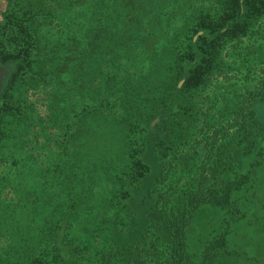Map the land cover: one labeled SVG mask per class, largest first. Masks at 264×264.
Listing matches in <instances>:
<instances>
[{"label": "rangeland", "instance_id": "1", "mask_svg": "<svg viewBox=\"0 0 264 264\" xmlns=\"http://www.w3.org/2000/svg\"><path fill=\"white\" fill-rule=\"evenodd\" d=\"M194 5H201L203 9L216 6V2L202 0ZM161 11L160 20H164L163 14L168 10ZM99 21L92 6L64 7L57 1L49 3L48 0H0V65L9 66V61L17 57L22 62L0 88V155L7 157V163L0 162V178L6 180L12 176V181L16 180L14 170L17 165L13 164L19 162L20 152L30 148H76L82 151L103 144L104 149L113 154L115 164L117 161L124 164L128 152L137 154L135 158L138 157L140 165L134 163L127 178L129 182L132 176L139 175L133 186L123 185L126 177L122 176L115 177L122 186H113L109 179L97 178L86 186L89 192L85 194L89 195L98 216L89 227L93 239L97 235V230H93L97 229L99 215L112 216L116 209V216L132 215L126 208H115L118 202L132 208L138 219L147 213L149 206H145L144 201L147 196H154L149 185L158 173L156 158L159 156L154 157L153 148L158 152L184 148L192 154L187 165L195 169L200 164H207V173L212 174L210 180L219 181L218 184L213 181L217 186L222 183L221 178L236 179L250 171L243 187L231 193L227 208L202 205L196 210L185 230L184 242L190 258L197 261L204 244L226 231L227 250L232 254L224 257L226 264H264V87L260 84L264 81V14L248 21L243 32L221 34L212 42L204 40V48H213L212 61L207 63L201 77L199 68L198 77L195 74L186 78V86L178 90L172 87H181L185 80L177 74L182 70L181 66L185 65L188 71L195 70L203 61L201 56H194L183 57L179 65L176 63L184 55L183 46L191 36L189 32L184 38L180 33L184 29L183 19H167L163 27L164 39L160 36L148 51L133 46L122 53L97 55L91 52L83 58L80 51L86 41L85 30ZM78 42L81 43L79 46ZM52 45L56 46L54 55ZM54 57L74 60L68 72L59 76L60 80H55L47 70ZM165 59L170 61L166 62L169 67L165 68L175 70L173 84L160 82L161 79L156 81L160 74L158 64ZM40 66L43 70H39ZM107 75L113 79L103 89L101 84ZM82 82L84 87L80 86ZM53 92L64 95L57 115L50 103ZM170 94L171 98L167 97ZM129 105L137 108L136 111H126L125 107ZM239 110L242 111L240 115ZM24 111L26 114L21 118L20 113ZM82 111L88 112L87 117ZM174 111L185 116L188 123L185 140L178 134L170 135L174 144L167 143L165 131L153 129L146 135L133 131L129 135L124 129L123 132L119 130L121 126L124 128L122 121L132 116L154 126L159 118ZM212 131H220L214 141L210 137ZM84 141H87L86 145H83ZM223 148H232L231 152L238 151L241 156L233 162H225L222 160ZM206 151L211 155L209 161H206ZM51 161L47 151L37 163L44 167ZM218 165L229 172L220 175ZM113 167L116 169L118 165ZM191 174H175V187L194 177ZM71 182V190L79 192L76 182ZM19 185L25 188L24 182ZM32 187L40 189L37 185ZM166 188L157 186L156 191L162 193ZM48 189L52 193V188ZM68 189L66 187V191ZM5 192L1 193L0 201L16 206L17 197L11 198L12 194ZM65 195L66 200L71 201L70 193L65 192ZM34 198L19 202L29 206V222L46 212L54 204L55 196L41 194ZM79 202L80 206L84 202L91 206L85 197ZM81 209L79 207L78 211ZM5 216L6 211L1 219ZM7 236L1 245L19 243ZM39 247H42L41 243Z\"/></svg>", "mask_w": 264, "mask_h": 264}, {"label": "trees", "instance_id": "2", "mask_svg": "<svg viewBox=\"0 0 264 264\" xmlns=\"http://www.w3.org/2000/svg\"><path fill=\"white\" fill-rule=\"evenodd\" d=\"M52 1H57L64 7L89 8L92 6L95 8V13L100 21L85 30L86 41L80 51L83 53V58H86L91 52L97 55L122 53L125 50L130 51L133 46L148 51L160 36H163L164 39L163 27L167 19H183L184 29L180 33L184 38L189 32L191 36L188 38V43L183 46L184 55L179 57L176 63L179 65L183 57L194 56H201L200 58L204 62L200 61L202 66L197 65L195 70L192 68L190 71L185 70V65H182V70L177 74L179 78L185 80L181 87L173 86L174 90L185 87L186 78H192L195 74L198 77L199 68L200 77L206 71L207 63L209 64V61L211 62L213 59L211 57L213 48H204V40L212 42L221 34L243 32L248 21L253 18L255 20L256 17L264 14V0H215L216 6L203 7V9L201 5H194L197 1L202 0H48L49 3ZM210 4L213 3L210 2ZM164 8H167L168 13L163 14L164 20H160L161 9ZM80 44L78 42V46ZM72 50L73 47L69 50V54ZM51 51L54 55L56 46L52 45ZM72 53L74 55V52ZM73 61L70 57L62 60L54 57L50 60L51 65L47 70L53 74L55 80H60L59 76L68 72ZM166 62L170 63L166 59L160 60V64H158L160 74L156 77V81L161 79L160 82L173 84V80L176 78L175 70H167L169 64ZM21 65V59L17 57L9 61V66H0L8 71L6 76L8 77L14 75ZM202 67H204L203 70ZM39 70H43V66H40ZM111 78L108 75L103 78L104 82L101 84L103 89H105L106 83L111 82ZM260 84L264 87V81ZM84 85L83 82L80 84L81 87ZM56 88L60 89V86L56 84ZM52 95L50 103L55 110L54 114L57 115V111H61L58 109L60 103L64 101V95L59 92H53ZM167 97L171 98V94ZM147 101L150 102L149 98ZM53 103L55 104L53 105ZM136 106L139 107V105ZM125 108H127L126 111L130 110L131 112L137 109L131 105ZM241 110H239V115L242 113ZM86 113L88 112L82 111L84 117ZM25 114V111L21 112L20 117L22 118ZM132 117L122 121L124 128L121 126L120 132H123L124 129L129 135L133 131H139L141 134L144 132L146 135L153 129H156L157 132L165 131L168 144H174L170 135L178 134L183 140L186 139L184 137L187 134L188 123L186 117L180 112L174 111L172 114L169 112L162 119L159 118V122H156L154 126L144 120ZM234 123L236 124V121ZM219 133L220 131H212L211 139L214 141ZM82 143L86 145L87 141ZM98 147L95 149L83 148L82 151L76 148H30L18 154L19 162L13 164L17 165L14 170L16 180L12 181V176L6 180L0 178V195L8 189L5 194H12L11 198L17 197L15 198L16 206H12L9 202L3 204L0 201V243L5 235H8L6 238H13L19 243L17 242L15 245L0 244V264H226L224 257L232 255L227 250L226 231L205 243L198 260L193 261L186 252L185 230L200 206L227 208L231 201V193L239 191L243 187L250 171L236 179L221 178L222 183L217 186L219 181L214 179L216 184L210 180L212 174L208 175L207 164H200L195 169H192L191 165H187V159L192 154L186 152L184 148L174 151L169 148V151L164 150L163 152H158L156 148H153L154 157L159 156L156 158L158 159L156 161L158 173L156 177L152 178L149 185L150 192L154 196L149 198L147 195L144 196H147L145 201L148 203L145 204L144 201V205L149 206L147 213L138 219L132 208L124 203L119 205L118 202L115 208H126L127 212L132 215L116 216L117 209V212L112 216L100 217L99 215L97 229L93 230V232L97 230L96 239L95 237L91 239L92 231L89 230V227L95 223L98 216L92 208L89 195L85 194L89 192L88 189L86 190V186L95 182L96 178L109 179V183L113 186L116 184L122 186V183L115 177H126V180H123V185L128 183L130 186H133V181L137 182L139 179V175L132 176L129 182L127 179L132 165H135L134 163L140 165L138 157L135 158L137 154L124 153L128 158L125 159L127 162L125 161L123 164L117 161L115 164L112 162L113 154L105 150L103 144H99ZM231 149L223 148V161L233 162L239 159L241 154L238 151L231 152ZM47 151L50 152L52 161L47 166L41 167L37 162L44 158L45 153L47 155ZM204 153L207 157L206 161H209L210 153L207 151ZM6 161L7 157L4 158L0 155V162L7 163ZM128 163L130 165H127ZM112 164L118 165V168L115 169ZM217 168L220 175L224 171L229 172V169L221 170V165H218ZM186 172L192 173L191 175L194 177L191 176L190 180L188 179L185 183L175 187L177 180L174 175ZM70 179L76 182L79 192L71 190ZM20 182H24L25 188L19 185ZM33 185L39 186L40 189H34ZM157 186L159 188L166 186L167 188L161 193L156 191L158 190ZM66 187L69 188L68 191H66ZM48 188H52V193H49ZM65 192L70 193L71 201L66 200ZM41 194H53L55 196L54 204L36 220L29 222L28 209L30 208L19 202L29 200V198L34 200L35 196ZM83 197L91 202V206L86 202L80 206L79 201ZM105 201L106 199L104 203ZM70 207L74 208L71 210ZM79 207L82 209L78 211ZM11 208H13L12 211L6 210ZM3 209L6 211V216L1 219L5 214ZM65 209L67 210L64 213ZM38 213L40 212L38 211ZM25 218L27 221H24ZM117 224L121 227L115 226ZM40 243L42 244L41 248L39 247Z\"/></svg>", "mask_w": 264, "mask_h": 264}, {"label": "water", "instance_id": "3", "mask_svg": "<svg viewBox=\"0 0 264 264\" xmlns=\"http://www.w3.org/2000/svg\"><path fill=\"white\" fill-rule=\"evenodd\" d=\"M7 74L8 71L4 67L0 66V88L2 86L3 79L7 76Z\"/></svg>", "mask_w": 264, "mask_h": 264}]
</instances>
